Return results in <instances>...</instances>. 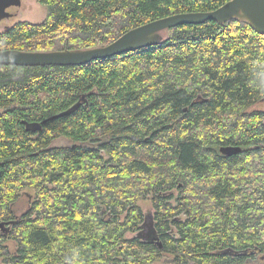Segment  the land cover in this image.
<instances>
[{"label": "trees", "instance_id": "16d2710c", "mask_svg": "<svg viewBox=\"0 0 264 264\" xmlns=\"http://www.w3.org/2000/svg\"><path fill=\"white\" fill-rule=\"evenodd\" d=\"M38 1L46 18L0 31V50L104 46L230 0ZM167 32L86 64L0 65L1 264L264 262V34L237 19Z\"/></svg>", "mask_w": 264, "mask_h": 264}, {"label": "water", "instance_id": "95a60500", "mask_svg": "<svg viewBox=\"0 0 264 264\" xmlns=\"http://www.w3.org/2000/svg\"><path fill=\"white\" fill-rule=\"evenodd\" d=\"M22 0H0V20L17 14ZM233 19L247 22L254 30L264 34V0H230L220 8L208 12H187L163 17L125 32L113 42L91 48L68 47L61 50L23 51L19 49L0 50V65L43 66L80 65L94 59L106 58L147 46L160 44L165 39L164 32L184 24L203 23L215 20L226 23ZM227 155L239 153L240 146H221ZM4 226V223H0Z\"/></svg>", "mask_w": 264, "mask_h": 264}, {"label": "rangeland", "instance_id": "374dc122", "mask_svg": "<svg viewBox=\"0 0 264 264\" xmlns=\"http://www.w3.org/2000/svg\"><path fill=\"white\" fill-rule=\"evenodd\" d=\"M47 16V8L41 4L38 0H22V5L18 10L17 14L9 19L0 20V31L4 30L6 27L13 25L17 21H30L33 23H38L43 21ZM168 31V30H167ZM165 31V37L168 32ZM71 142L66 138H60L55 142V145H70ZM29 193H23L15 205V210L18 215L25 211L30 205ZM141 207L146 215V221L144 223V232L148 231L154 223V213L155 210L152 203L148 201H142ZM11 249H15V244L9 243ZM1 264V261H0ZM153 264H172L166 258L156 261ZM251 264H264L263 261L252 262Z\"/></svg>", "mask_w": 264, "mask_h": 264}, {"label": "flooded vegetation", "instance_id": "af4514ba", "mask_svg": "<svg viewBox=\"0 0 264 264\" xmlns=\"http://www.w3.org/2000/svg\"><path fill=\"white\" fill-rule=\"evenodd\" d=\"M5 19H9V18H5ZM2 20H4V19H2ZM2 20H1V21H2Z\"/></svg>", "mask_w": 264, "mask_h": 264}]
</instances>
